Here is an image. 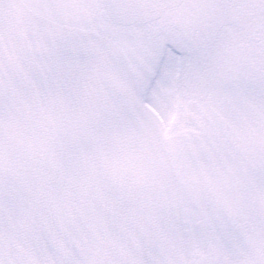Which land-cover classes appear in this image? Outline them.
I'll return each instance as SVG.
<instances>
[{
  "label": "snow or ice",
  "instance_id": "6c2138e0",
  "mask_svg": "<svg viewBox=\"0 0 264 264\" xmlns=\"http://www.w3.org/2000/svg\"><path fill=\"white\" fill-rule=\"evenodd\" d=\"M0 264H264V0H0Z\"/></svg>",
  "mask_w": 264,
  "mask_h": 264
}]
</instances>
